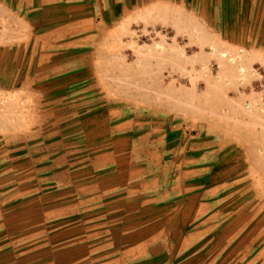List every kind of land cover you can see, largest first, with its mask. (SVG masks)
<instances>
[{"label": "rangeland", "instance_id": "374dc122", "mask_svg": "<svg viewBox=\"0 0 264 264\" xmlns=\"http://www.w3.org/2000/svg\"><path fill=\"white\" fill-rule=\"evenodd\" d=\"M3 1L0 264L100 262L109 220L72 207L84 192L78 168L92 156L83 134L126 114L251 123L253 172L223 205L225 222H240L245 264H264V0H98L86 25L35 28L11 16L20 0Z\"/></svg>", "mask_w": 264, "mask_h": 264}, {"label": "crops", "instance_id": "0c3cea01", "mask_svg": "<svg viewBox=\"0 0 264 264\" xmlns=\"http://www.w3.org/2000/svg\"><path fill=\"white\" fill-rule=\"evenodd\" d=\"M120 2L127 0H115ZM99 3L20 0L8 10L22 26L68 27L92 21L87 13L97 11ZM0 7L5 11V1L0 0ZM99 24L109 23L101 19ZM230 106L240 112L238 102ZM191 111L195 114L197 108ZM124 116L115 122L114 116L107 118L100 134H83L92 156L78 168L84 192L72 207L77 212L99 210L97 219L109 220L100 227L110 234L102 248L108 252L100 262L87 260V264H245L240 222H225L230 211L223 204L229 200V190L245 184L253 172L254 152L246 141L251 123L244 116L179 122ZM66 137L69 134H62ZM61 209L58 217L69 215ZM47 215L55 217L53 210Z\"/></svg>", "mask_w": 264, "mask_h": 264}]
</instances>
